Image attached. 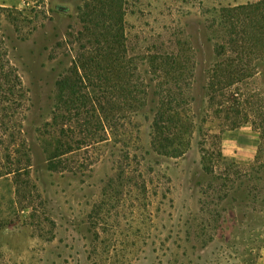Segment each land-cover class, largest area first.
Listing matches in <instances>:
<instances>
[{
  "label": "rangeland",
  "instance_id": "374dc122",
  "mask_svg": "<svg viewBox=\"0 0 264 264\" xmlns=\"http://www.w3.org/2000/svg\"><path fill=\"white\" fill-rule=\"evenodd\" d=\"M103 2L0 0V60L22 91L0 99V264H264V133L223 130L206 92L225 14L257 6L261 37L264 0ZM121 13L116 41L97 25ZM263 50L248 63L256 123ZM171 53L194 116L178 158L151 139L153 63Z\"/></svg>",
  "mask_w": 264,
  "mask_h": 264
},
{
  "label": "trees",
  "instance_id": "16d2710c",
  "mask_svg": "<svg viewBox=\"0 0 264 264\" xmlns=\"http://www.w3.org/2000/svg\"><path fill=\"white\" fill-rule=\"evenodd\" d=\"M103 1L107 8L109 5L107 11L112 13L114 9L111 3L106 2L107 0ZM257 11V6L243 5L229 9L225 14L227 22H230L228 19L234 22H230L228 26L230 32L226 34V40H222L221 44L216 46V61L211 68L206 86L208 100L214 105V114L221 121L223 130H233L243 124L251 123L256 130L260 131V134L264 133V122L256 123L252 108L247 107V103L253 97L247 92L248 80L253 75V69L248 63L255 55V46L259 44V47L264 49V18H260L259 21L261 37L253 32L255 23L250 28ZM107 18H111V15ZM113 18L114 25H108L105 29L100 25L97 27L106 34H113L114 39L118 41L119 37L116 33L119 29L113 28L120 26L122 13ZM249 28L252 31H248ZM94 43L98 46L104 44L107 47L111 44L106 36L97 37ZM118 61L117 57L113 59V63L109 64L112 66L111 69H119V66H115ZM153 64L155 65L152 70L156 78L161 80L155 85V101L149 102L154 105L151 118L152 147L172 158H178L184 155L189 145L194 117L190 112L189 103L183 96L184 69L180 66L178 53L157 57ZM19 94H22V91L18 77L0 60V99L3 96H6V99L13 98ZM143 100L138 98L135 101L139 110L146 106ZM89 102L92 108L96 104L95 100L89 99ZM58 157L59 154H53L54 159Z\"/></svg>",
  "mask_w": 264,
  "mask_h": 264
}]
</instances>
